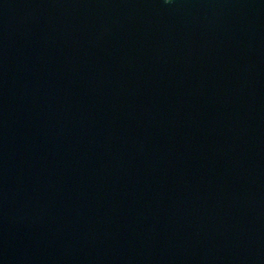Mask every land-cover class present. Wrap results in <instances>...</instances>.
I'll list each match as a JSON object with an SVG mask.
<instances>
[{
	"label": "water",
	"instance_id": "obj_1",
	"mask_svg": "<svg viewBox=\"0 0 264 264\" xmlns=\"http://www.w3.org/2000/svg\"><path fill=\"white\" fill-rule=\"evenodd\" d=\"M0 264H264V0H0Z\"/></svg>",
	"mask_w": 264,
	"mask_h": 264
}]
</instances>
